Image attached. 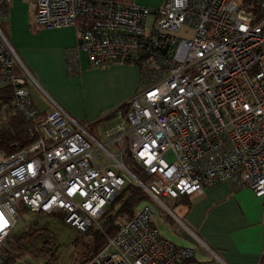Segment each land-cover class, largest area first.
Wrapping results in <instances>:
<instances>
[{
  "label": "built area",
  "instance_id": "obj_1",
  "mask_svg": "<svg viewBox=\"0 0 264 264\" xmlns=\"http://www.w3.org/2000/svg\"><path fill=\"white\" fill-rule=\"evenodd\" d=\"M22 2L32 26L74 27L68 72L78 71L77 53L84 51L92 68L138 66L139 83L96 134L55 101L41 117L26 86L34 80L0 28V86L12 90L15 108L33 121L35 134L29 144L0 148V264L19 204L60 211L65 224L85 231L99 225L104 207L129 180L162 206L160 196L176 200L220 181L264 196V0ZM13 5L0 0V16ZM181 30L192 34L179 36ZM125 159L141 169L142 180ZM152 218L144 203L92 263L194 258L192 247L165 238ZM14 263L35 264L28 254Z\"/></svg>",
  "mask_w": 264,
  "mask_h": 264
},
{
  "label": "crops",
  "instance_id": "obj_2",
  "mask_svg": "<svg viewBox=\"0 0 264 264\" xmlns=\"http://www.w3.org/2000/svg\"><path fill=\"white\" fill-rule=\"evenodd\" d=\"M163 1L136 0L148 6ZM8 17L9 41L34 80L28 79L26 86L40 114L48 113L55 101L80 123L100 126L137 92L139 68L130 63L92 68L86 53L79 51L78 71L66 70V51L76 43L73 26L30 25L22 0H14ZM169 201L172 206L165 204L174 217L161 211L195 254L180 264H259L264 255V196L220 181L202 193Z\"/></svg>",
  "mask_w": 264,
  "mask_h": 264
},
{
  "label": "trees",
  "instance_id": "obj_3",
  "mask_svg": "<svg viewBox=\"0 0 264 264\" xmlns=\"http://www.w3.org/2000/svg\"><path fill=\"white\" fill-rule=\"evenodd\" d=\"M85 23L89 24L88 21ZM0 113L5 118L0 124L1 149L9 151L15 143L26 145L34 140L33 121L26 120L17 111L12 90L8 86H0ZM44 115L40 114L41 117ZM90 126L94 125L92 123L87 125ZM127 163L129 169L142 180L141 169L128 160ZM149 198L150 196L136 182L127 181L116 197L104 207L99 217V225H91L85 231L75 228L77 232L70 242L68 258L62 259L58 255L59 238L52 230L51 221L57 218L63 222V214L60 211L34 212L19 204L17 217L27 214L28 218L24 219L22 227L17 229L15 227L5 239L3 247L7 254L5 264L14 263L24 254H28L31 262L35 264H93V258L105 247L107 240L135 215L137 206ZM259 264H264V255L260 258Z\"/></svg>",
  "mask_w": 264,
  "mask_h": 264
},
{
  "label": "rangeland",
  "instance_id": "obj_4",
  "mask_svg": "<svg viewBox=\"0 0 264 264\" xmlns=\"http://www.w3.org/2000/svg\"><path fill=\"white\" fill-rule=\"evenodd\" d=\"M134 1L136 2V0H134ZM161 1H163V0H161ZM136 3H138V2H136ZM161 3L162 2H160V4ZM138 4L144 5L141 3H138ZM0 28L2 29V31L5 33V35L9 39L10 23H9V17L6 14V12H4V14L0 16ZM34 28H36V27H34ZM191 34H192L191 30H187L186 33H184V31L181 30L178 33L179 36H184V37H189V36H191ZM108 115L109 116L105 119H108L109 117H111L112 114H108ZM95 126H97V125L90 126V127H88L87 130L93 134H96ZM125 162H126L127 166L129 167L126 159H125ZM160 198L162 199V201L164 203H166L169 206H172L171 202L168 199L164 198L163 196H160ZM144 203H147L148 205H150V207L154 213L152 221L156 225V227L160 230L161 234H163L164 236H166V238H168L169 240L173 241L174 243H176L178 245L186 246V244H185L186 240H184L181 237L180 229L175 225H173L171 227L169 221L166 220L165 215H163L164 214L163 212H165V214H167V215H170V213L166 210V208L163 207L159 202H157L156 200H154L153 198L150 197L149 199L141 202L137 206V209H139L141 207V205H143ZM27 218H28L27 214H24L22 217H19L14 228L16 227V229H17V228L22 227L24 225L23 224L24 219H27ZM51 227H52V230L57 234V236L59 238V246H58L59 257L61 259L62 258H68V254L71 250V247H70L71 243L70 242H71L74 234H76V232H77L76 229L74 227H71L70 225H67L64 222L58 220L57 218H54L51 221Z\"/></svg>",
  "mask_w": 264,
  "mask_h": 264
},
{
  "label": "water",
  "instance_id": "obj_5",
  "mask_svg": "<svg viewBox=\"0 0 264 264\" xmlns=\"http://www.w3.org/2000/svg\"><path fill=\"white\" fill-rule=\"evenodd\" d=\"M163 207H165L166 210L170 213V215L174 217V215L172 214V212L166 206H163ZM12 264H16V263H12Z\"/></svg>",
  "mask_w": 264,
  "mask_h": 264
}]
</instances>
